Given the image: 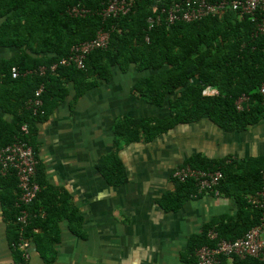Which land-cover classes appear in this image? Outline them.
<instances>
[{"label":"trees","instance_id":"obj_1","mask_svg":"<svg viewBox=\"0 0 264 264\" xmlns=\"http://www.w3.org/2000/svg\"><path fill=\"white\" fill-rule=\"evenodd\" d=\"M119 1L122 0H0V48L14 50L10 58L0 59V108L13 115L10 122L0 117V149L17 140L32 146L39 162L36 182L41 188L26 207L31 218L21 235L17 177L14 173L3 177L0 173L8 242L20 264H25L19 250L21 238L33 241L44 261L53 264L61 220H69L74 234L80 233L82 217L71 206L67 193L46 185L45 169L33 138L37 124L49 117L72 90L76 102L99 82L113 80L118 72H132L135 77L131 94L150 106L168 108L163 117L121 116L115 121L114 147L96 164L100 174L114 186L128 180L118 155L123 144L150 143L179 125L202 118L228 133H240L264 119L260 91L264 84V34L259 32V23L253 16L241 15L227 5L221 13L200 20L173 24L164 20L151 28L150 17L182 0H134L127 13L104 19L103 10ZM207 1L217 5L220 0ZM262 16L256 15L259 19ZM99 34L108 35V47L90 52L84 68L74 63L59 66L74 47L95 40ZM54 65L58 66L52 70ZM14 68L21 75L16 79L12 75ZM41 86L44 113L34 114L29 104ZM211 89L217 92L205 94ZM25 124L28 135L22 132ZM182 166L207 174L220 172L222 178L206 191L213 196L218 191L219 196L231 198L236 208L234 215L212 219L189 238L183 264H195L200 248L214 247L221 240L234 241L261 223L264 154L245 160H212L197 154ZM201 194L193 178L176 181L175 191L164 195L162 205L165 210L178 211ZM219 264L264 262L231 259L229 263L220 258Z\"/></svg>","mask_w":264,"mask_h":264},{"label":"crops","instance_id":"obj_2","mask_svg":"<svg viewBox=\"0 0 264 264\" xmlns=\"http://www.w3.org/2000/svg\"><path fill=\"white\" fill-rule=\"evenodd\" d=\"M13 55L14 50L0 48V59ZM133 77L132 72H118L76 102L72 90L36 126L34 146L45 169L46 185L67 193L82 217L79 235L69 220H61L53 264H183L189 238L212 219L234 215L236 208L231 198L203 193L178 211L165 210L162 198L176 189L174 172L197 154L212 160H245L264 154V119L240 133H228L202 118L150 143L121 145L118 155L128 180L110 185L96 164L114 147L115 121L121 116L163 117L168 112L167 106H150L131 94ZM216 92L211 89L205 94ZM0 117L10 122L13 115L0 108ZM0 264H20L9 246L1 199ZM31 264H47L34 244Z\"/></svg>","mask_w":264,"mask_h":264},{"label":"built area","instance_id":"obj_3","mask_svg":"<svg viewBox=\"0 0 264 264\" xmlns=\"http://www.w3.org/2000/svg\"><path fill=\"white\" fill-rule=\"evenodd\" d=\"M134 0H122L113 2L103 10L102 16L104 19L117 17L120 14H125L130 10ZM227 5H230L234 11H238L241 15H250L254 19L260 11L255 12L256 8L264 9V0H220L217 5L210 4L207 0H182L179 3H174L168 10H162L159 15L154 18L150 17L148 20L151 28L160 25L162 21L173 24L177 21L191 22L200 20L208 15H216L221 13ZM74 13L77 11L74 10ZM259 32L264 34L261 25L258 27ZM108 46V35L99 34L97 38L91 42L82 44L80 47H74L68 58L62 59L59 66H67L74 63L78 68H84L86 55L93 50H104ZM58 65L52 66L55 70ZM44 68L41 69V73ZM13 78H18L20 75L17 68L12 71ZM44 87L41 86L37 91L35 98L30 101L29 108L34 114H43V100L42 94ZM264 97V84L260 89ZM22 132L29 134L28 125H23ZM38 160L35 156L33 147L27 142L17 140L16 142L0 149V173L3 177L14 173L18 180V188L20 196L17 201V208L19 214L17 221L21 226V235L28 225L31 218V213L26 209L38 196L41 191L39 184L36 182V173L38 167ZM264 176V175H263ZM174 178L178 181L184 182L187 179H194L199 191L203 192L206 189H211L216 186L218 181L222 178L220 172L207 174L205 172L194 171L190 167L179 168L174 173ZM264 178V177H263ZM264 190V189H263ZM218 195V191H215ZM264 206V204H262ZM213 236L211 237V239ZM19 250L22 252V257L25 264H31V248L32 241L30 239L21 238ZM15 246V245H14ZM15 248H17L15 246ZM251 256L264 262V215L261 223L252 228L243 237L234 241H219L213 248L202 247L196 252L195 264H219L220 258H243Z\"/></svg>","mask_w":264,"mask_h":264},{"label":"rangeland","instance_id":"obj_4","mask_svg":"<svg viewBox=\"0 0 264 264\" xmlns=\"http://www.w3.org/2000/svg\"><path fill=\"white\" fill-rule=\"evenodd\" d=\"M258 11H260V13L262 14V15H264V9L263 8H261V9H259V8H256L255 9V12H258ZM255 21H257L259 24H258V27L261 25V27H262V30L264 31V16H262L261 17V19H259L258 17H255ZM232 259H237V258H232ZM241 260V259H240ZM263 262V261H262Z\"/></svg>","mask_w":264,"mask_h":264},{"label":"bare ground","instance_id":"obj_5","mask_svg":"<svg viewBox=\"0 0 264 264\" xmlns=\"http://www.w3.org/2000/svg\"><path fill=\"white\" fill-rule=\"evenodd\" d=\"M108 43H109V37H108ZM108 47V46H107ZM88 55V54H87ZM86 55V56H87ZM239 106H241L240 104H239ZM179 169V168H178ZM175 173V172H174ZM37 174V173H36ZM173 177H174V175H173ZM175 179V178H174ZM176 180V179H175ZM176 181H178V180H176ZM208 191H203V192H200L199 191V193H207ZM219 196V193H218V195H215V197H218ZM225 241V240H224ZM218 243V242H217ZM216 243V244H217ZM204 247H208V246H204ZM209 248H213V247H209ZM197 252V251H196ZM227 260H231L232 258H226ZM246 259H254V257H251V256H247V257H245V258H243V260H246ZM258 260V259H257Z\"/></svg>","mask_w":264,"mask_h":264},{"label":"water","instance_id":"obj_6","mask_svg":"<svg viewBox=\"0 0 264 264\" xmlns=\"http://www.w3.org/2000/svg\"><path fill=\"white\" fill-rule=\"evenodd\" d=\"M3 19H0V23L2 22Z\"/></svg>","mask_w":264,"mask_h":264}]
</instances>
